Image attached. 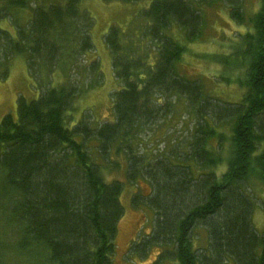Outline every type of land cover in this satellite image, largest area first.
I'll list each match as a JSON object with an SVG mask.
<instances>
[{"label":"trees","instance_id":"16d2710c","mask_svg":"<svg viewBox=\"0 0 264 264\" xmlns=\"http://www.w3.org/2000/svg\"><path fill=\"white\" fill-rule=\"evenodd\" d=\"M81 1L0 0V23L13 26H0V58L23 57L38 89L0 120V264H114L126 183L138 190L132 203L153 215L131 254L156 245L154 264H264V233L252 224L255 189L264 187V0L254 10L247 0H148L111 24L103 42L118 88L104 121L89 109L73 119L76 99L101 85ZM214 2L245 27L228 57L243 66L232 103L180 69L185 43L202 36V6ZM181 112L194 120L189 137L163 141Z\"/></svg>","mask_w":264,"mask_h":264},{"label":"rangeland","instance_id":"374dc122","mask_svg":"<svg viewBox=\"0 0 264 264\" xmlns=\"http://www.w3.org/2000/svg\"><path fill=\"white\" fill-rule=\"evenodd\" d=\"M148 0L138 4H122L118 2H103L102 0H82L81 7L88 11L93 19V26L90 30L93 51L87 55L88 60L96 58L99 62L101 73V85L96 89L78 97L75 102L73 119L78 120L81 114L88 109L92 111L93 118L97 121L111 119V95L112 91L118 88L115 81L107 48L103 42L111 24H125L136 10L143 6ZM248 9L254 10L257 0H247ZM204 23L202 36L199 40L185 43L180 69L182 74L189 79H200L204 88L213 96L232 103L240 100L243 87V66L235 64L228 59L234 52L239 37L245 32V27L237 25L228 15L227 7L221 2H214L202 6ZM28 11L17 13L18 17H25ZM2 28L13 31L6 21L0 23ZM227 56V58H226ZM82 63V62H81ZM6 65L7 75L2 78L0 72V120L6 114L16 116L17 99L23 97L26 101L37 98L38 89L31 80L23 57L15 55L9 61L0 58V66ZM0 70L2 68L0 67ZM180 112V111H179ZM180 117L170 122L167 126L165 138L174 142H182L188 138L193 129L194 120L187 114L181 112ZM163 129L159 135L162 134ZM223 132L226 129L222 128ZM210 144H216L211 141ZM164 143L161 142L158 148L162 150ZM261 150L264 151V141L261 143ZM224 166L219 168L222 171ZM107 180L119 179L124 181L122 172L109 175L104 172ZM138 188L141 193L147 194L149 187L145 182L140 181ZM137 187L126 183L121 193L123 214L117 224L115 237L114 264H154L161 248L152 245L144 255L131 254V243L141 235H148L152 230V212L142 203L135 205L131 201L132 194ZM256 200L252 215V224L259 233H264V187L256 186ZM138 191V190H137ZM1 229V222H0ZM200 240L204 235L199 231ZM162 264H165V260ZM222 264H232L227 261Z\"/></svg>","mask_w":264,"mask_h":264}]
</instances>
